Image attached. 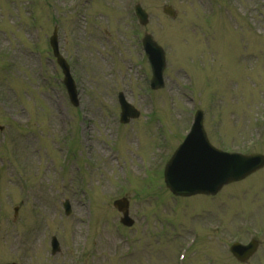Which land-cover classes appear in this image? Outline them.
Listing matches in <instances>:
<instances>
[{
	"label": "rangeland",
	"instance_id": "obj_1",
	"mask_svg": "<svg viewBox=\"0 0 264 264\" xmlns=\"http://www.w3.org/2000/svg\"><path fill=\"white\" fill-rule=\"evenodd\" d=\"M54 26L77 109L48 45ZM145 33L167 60L165 87L149 96ZM121 91L140 112L126 126ZM198 109L215 147L264 155V0H0V264H264V168L209 198L164 187L160 162ZM122 196L131 228L112 206ZM250 238L257 252L239 263L228 249Z\"/></svg>",
	"mask_w": 264,
	"mask_h": 264
},
{
	"label": "water",
	"instance_id": "obj_2",
	"mask_svg": "<svg viewBox=\"0 0 264 264\" xmlns=\"http://www.w3.org/2000/svg\"><path fill=\"white\" fill-rule=\"evenodd\" d=\"M170 16L173 12L166 8L164 10ZM136 13L142 24L147 23V15L140 6L136 7ZM51 45L59 64L65 73L64 83L67 87L71 101L77 104V92L75 85L69 76L68 70L64 68L61 57L57 54V37L51 38ZM143 47L149 59L152 70L150 85L153 89L162 88L163 71L165 68V54L153 38L146 35L143 40ZM121 105V122L126 123L130 118H137L138 112L125 102L122 94L119 96ZM264 165V158L259 155L244 156L240 154H227L214 149L208 142L202 126V113L198 112L190 135L178 148L166 165L164 181L167 188L175 195L189 197L197 194L215 195L224 185L238 181L261 168ZM67 211L69 205L67 203ZM114 206L123 213L122 223L130 226L131 220L127 214V202L119 200ZM67 212V213H68ZM53 253L59 248L55 239L52 243ZM257 243L253 242L248 246L235 244L230 251L240 262L249 259L256 251Z\"/></svg>",
	"mask_w": 264,
	"mask_h": 264
}]
</instances>
